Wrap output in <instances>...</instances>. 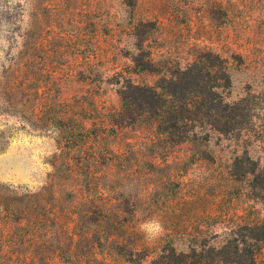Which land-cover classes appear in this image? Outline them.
<instances>
[{"label":"rangeland","instance_id":"1","mask_svg":"<svg viewBox=\"0 0 264 264\" xmlns=\"http://www.w3.org/2000/svg\"><path fill=\"white\" fill-rule=\"evenodd\" d=\"M197 61L210 67L207 97L239 104L243 116L162 130L143 107L123 105L124 80L166 86ZM25 67L45 71L57 109L64 87L91 102L90 130L73 139L0 112V130L11 133L2 184L38 192L53 155L77 149L78 197L90 202L91 222L76 230L87 237L66 262L264 264L262 230H253L264 224V193L254 189L257 177L264 184V0H0V90L2 71ZM151 217L165 231L147 241L139 225ZM46 240L45 260L65 264L59 240Z\"/></svg>","mask_w":264,"mask_h":264},{"label":"trees","instance_id":"2","mask_svg":"<svg viewBox=\"0 0 264 264\" xmlns=\"http://www.w3.org/2000/svg\"><path fill=\"white\" fill-rule=\"evenodd\" d=\"M135 65L142 67L138 63ZM27 68L1 72L5 82L0 90V112L17 113L23 122H28L32 117L37 125L69 130L71 139L77 135L82 137L90 130L85 115L91 102L75 95L66 96L68 91L64 87L57 109L59 98L55 100L53 96L48 97L44 91L42 79L45 71L38 69L31 74ZM209 69L203 62L197 61L177 72L175 77L166 82V86L150 87L134 84L129 79L124 80L118 93L124 106L139 105L144 112L159 119V125L164 126L162 130H181L182 126L185 130H192L191 126L195 128L204 123L205 119L217 121V116L223 114L225 116L221 117L222 120L243 116L245 108L239 104L228 105L207 97L208 94L215 95V87H207L205 82ZM31 83L34 86L31 87ZM86 92L88 95V90ZM73 130H81L83 133L74 135ZM10 138L11 133L0 130V152L7 148ZM179 139V142L186 141L188 136ZM69 150L61 149L53 155L52 172L48 175L47 184L38 192L32 193L0 183V264L53 263L51 258L45 260L44 257L48 236L60 242L57 257L65 264H73L66 261L74 253L75 239L87 237V233L79 235L75 232L90 224L91 210L90 202L84 197L85 204L82 206L80 203L76 178L78 166L74 164L73 158L77 149L70 147ZM256 170L257 167L251 173L255 178ZM257 180L258 177L254 189L264 193V184H258ZM253 230H262L257 240L264 242V224ZM238 250V246L234 247V253ZM218 261L221 264H247L243 260L228 261L224 258ZM253 261L252 258V264ZM105 262L103 258L100 263Z\"/></svg>","mask_w":264,"mask_h":264},{"label":"clouds","instance_id":"3","mask_svg":"<svg viewBox=\"0 0 264 264\" xmlns=\"http://www.w3.org/2000/svg\"><path fill=\"white\" fill-rule=\"evenodd\" d=\"M123 15L124 13H122V17ZM139 229L144 234V238L147 241H154L158 239L161 234H163V232L165 231L164 224L157 217H151L149 219L144 220L139 225Z\"/></svg>","mask_w":264,"mask_h":264}]
</instances>
